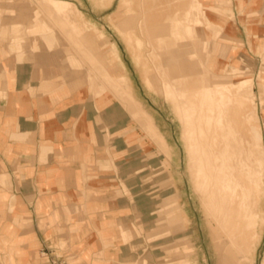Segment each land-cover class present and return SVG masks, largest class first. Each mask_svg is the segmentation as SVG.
Segmentation results:
<instances>
[{
    "label": "rangeland",
    "instance_id": "obj_1",
    "mask_svg": "<svg viewBox=\"0 0 264 264\" xmlns=\"http://www.w3.org/2000/svg\"><path fill=\"white\" fill-rule=\"evenodd\" d=\"M18 64L34 105L114 103L132 143L157 153L137 170L148 216L108 221L88 207L108 189L135 205L124 183L65 214L54 195L48 224L44 194L33 211L11 202L5 224L22 238L1 242L0 264H42L37 227L69 264H264V0H0V99L16 91Z\"/></svg>",
    "mask_w": 264,
    "mask_h": 264
},
{
    "label": "crops",
    "instance_id": "obj_2",
    "mask_svg": "<svg viewBox=\"0 0 264 264\" xmlns=\"http://www.w3.org/2000/svg\"><path fill=\"white\" fill-rule=\"evenodd\" d=\"M31 76L28 67L18 64L16 91L10 94L9 100L0 99V244L5 238L18 242L22 238L20 233H15L5 224V210L9 204L14 203L19 210L27 208L33 211L41 194H44V200L38 209L44 211L45 224L54 216L52 210L58 209L52 202L54 195L68 199L59 207L66 211L81 208L79 202L83 200V194L95 193L100 188L116 184L135 194V205L128 196L116 198L113 190L108 189L110 191L101 202L92 199L88 207L103 208L106 211L103 218L108 221L124 219L127 223L134 208L143 217L148 216L151 209L143 205V174L138 176L137 170L147 167L149 160L146 156L157 153L155 145L150 142H144V145L137 141L132 143L133 121L114 103L103 110H98L93 103L72 102L55 110L49 101L34 105L25 88ZM154 121L158 132L165 136L156 118ZM109 135L113 138L110 156L106 153ZM5 177L8 181L3 185L1 181ZM90 178H97L102 183L90 186L91 181L97 182ZM78 218V223H84L85 219H80V215ZM33 220L39 222L35 213ZM32 232L33 243L36 237L45 242L40 252L47 248L57 256H69L61 243L47 237V230L37 227ZM22 246H30L31 253L32 244ZM128 248L125 243L119 245L118 260L125 259ZM40 258L43 264L46 258L41 253Z\"/></svg>",
    "mask_w": 264,
    "mask_h": 264
},
{
    "label": "built area",
    "instance_id": "obj_3",
    "mask_svg": "<svg viewBox=\"0 0 264 264\" xmlns=\"http://www.w3.org/2000/svg\"><path fill=\"white\" fill-rule=\"evenodd\" d=\"M40 253L43 257L46 258L43 264H69L66 257L57 256L56 254H53L52 251H50L47 248L41 249Z\"/></svg>",
    "mask_w": 264,
    "mask_h": 264
}]
</instances>
